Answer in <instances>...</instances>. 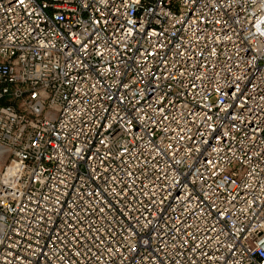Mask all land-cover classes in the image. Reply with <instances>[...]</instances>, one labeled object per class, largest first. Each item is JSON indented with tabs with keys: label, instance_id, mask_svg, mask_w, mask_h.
Here are the masks:
<instances>
[{
	"label": "built area",
	"instance_id": "obj_1",
	"mask_svg": "<svg viewBox=\"0 0 264 264\" xmlns=\"http://www.w3.org/2000/svg\"><path fill=\"white\" fill-rule=\"evenodd\" d=\"M0 264H264V0H0Z\"/></svg>",
	"mask_w": 264,
	"mask_h": 264
}]
</instances>
